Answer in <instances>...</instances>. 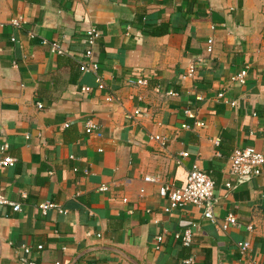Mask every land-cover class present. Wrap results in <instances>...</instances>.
<instances>
[{
	"label": "crops",
	"instance_id": "obj_1",
	"mask_svg": "<svg viewBox=\"0 0 264 264\" xmlns=\"http://www.w3.org/2000/svg\"><path fill=\"white\" fill-rule=\"evenodd\" d=\"M237 148L264 156V0H0V193L21 206L0 204V264H264V163L232 176ZM193 165L213 220L159 193Z\"/></svg>",
	"mask_w": 264,
	"mask_h": 264
},
{
	"label": "built area",
	"instance_id": "obj_2",
	"mask_svg": "<svg viewBox=\"0 0 264 264\" xmlns=\"http://www.w3.org/2000/svg\"><path fill=\"white\" fill-rule=\"evenodd\" d=\"M23 20L21 18H16L12 20V24L15 26L22 25ZM100 36V32L96 29L90 28L85 31L84 40L86 43L83 55V60L81 61V69L84 72H93L95 74L98 70V64L93 60V51L94 46ZM211 43V40H209ZM43 43L48 44L50 51L52 53L62 54L66 50L61 46L57 41H46ZM211 47H208L210 50ZM192 72V69L189 70V73ZM233 79L243 83L245 80V71H241ZM98 83V88H104V85L101 81V78L97 76L96 78ZM137 84H144L143 79H138ZM134 84V82H132ZM90 88L83 87L82 90L87 92ZM223 94H218V97H222ZM112 97H108L107 100H111ZM94 125L88 123L86 127V132L91 133L93 131ZM3 146L1 149H4ZM183 156L186 153L182 154ZM16 162V159L10 156H5L0 159V165L13 166ZM264 163L263 154L256 152L250 148H237L235 149L230 156V174L234 177H253L257 176L262 171V166ZM155 178L145 177L146 181H153ZM214 181L209 176V174L199 168L197 165H193L187 172V184L183 187H176L171 184H165L159 189V193L163 197H168L171 203V207L184 206L187 204L196 205L204 209V216L213 220L212 206L214 204ZM226 187H231L230 182L225 183ZM104 187V186H102ZM0 204H10L14 211H19L21 206L19 203L12 202L8 200L4 195L0 193ZM54 204L50 202H44L39 205L40 209L43 212H46L49 208H52ZM226 222L231 225H237V220L233 214H228L225 218ZM250 230L251 227L248 226ZM161 240V236L158 237V241ZM182 243L184 245H189L191 243V231L186 229L182 238ZM41 248V246H38ZM248 249V242H244L240 245L241 252H246ZM24 251L29 252V248L25 247ZM186 263L192 262V258L185 260Z\"/></svg>",
	"mask_w": 264,
	"mask_h": 264
},
{
	"label": "water",
	"instance_id": "obj_3",
	"mask_svg": "<svg viewBox=\"0 0 264 264\" xmlns=\"http://www.w3.org/2000/svg\"><path fill=\"white\" fill-rule=\"evenodd\" d=\"M71 264H73V263H71Z\"/></svg>",
	"mask_w": 264,
	"mask_h": 264
}]
</instances>
